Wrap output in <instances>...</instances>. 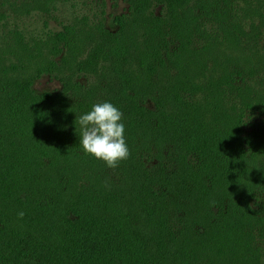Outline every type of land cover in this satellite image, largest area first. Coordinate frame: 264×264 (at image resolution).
<instances>
[{"label":"trees","instance_id":"1","mask_svg":"<svg viewBox=\"0 0 264 264\" xmlns=\"http://www.w3.org/2000/svg\"><path fill=\"white\" fill-rule=\"evenodd\" d=\"M125 1L112 27L0 24V264H264V0ZM103 101L116 168L79 143Z\"/></svg>","mask_w":264,"mask_h":264},{"label":"rangeland","instance_id":"2","mask_svg":"<svg viewBox=\"0 0 264 264\" xmlns=\"http://www.w3.org/2000/svg\"><path fill=\"white\" fill-rule=\"evenodd\" d=\"M0 3V9L7 15L0 19L1 26L9 28L16 24V28H24L36 34L42 29L57 30L72 17L94 18L96 14L102 15L104 23L112 27V15L126 7L125 0H56L50 13L44 14L34 10L26 13L22 10L13 12L3 0ZM59 86L57 76L51 73H40L32 81V87L36 91L56 89Z\"/></svg>","mask_w":264,"mask_h":264},{"label":"clouds","instance_id":"3","mask_svg":"<svg viewBox=\"0 0 264 264\" xmlns=\"http://www.w3.org/2000/svg\"><path fill=\"white\" fill-rule=\"evenodd\" d=\"M123 113L111 102L103 101L80 115V144L84 153L103 160L109 168H116L128 159L130 152L125 138ZM18 215L22 218L24 213Z\"/></svg>","mask_w":264,"mask_h":264}]
</instances>
